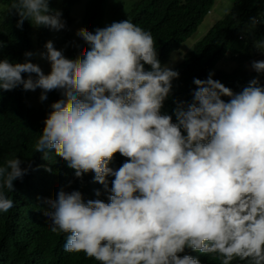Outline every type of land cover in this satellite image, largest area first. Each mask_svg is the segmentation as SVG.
Masks as SVG:
<instances>
[{
    "label": "clouds",
    "instance_id": "9594fccd",
    "mask_svg": "<svg viewBox=\"0 0 264 264\" xmlns=\"http://www.w3.org/2000/svg\"><path fill=\"white\" fill-rule=\"evenodd\" d=\"M13 7L17 28L25 20L54 32L66 28L50 0H18ZM262 22L250 18L252 26ZM77 36L88 50L75 60L52 40L44 51H25L24 62L0 60V89L22 86L35 95L39 88L41 101L53 90L62 97L50 105L35 152L50 163L55 155L81 182L93 174L102 186L87 200L67 190L73 181L56 198L51 190L55 199L45 201L42 213L53 232L67 234L64 250L101 264H201L181 256L186 249L219 254L221 264H264V60L251 62L257 75L239 92L213 79L214 72L193 78L192 100L177 99L168 114L162 109L180 75L172 65L185 58L182 48L162 63L152 34L129 20ZM36 56L40 65L32 62ZM116 153L127 158L119 167ZM22 164L17 157L0 167V212L15 206L3 189L14 192L13 182L31 167ZM57 259L20 254L4 264Z\"/></svg>",
    "mask_w": 264,
    "mask_h": 264
},
{
    "label": "trees",
    "instance_id": "16d2710c",
    "mask_svg": "<svg viewBox=\"0 0 264 264\" xmlns=\"http://www.w3.org/2000/svg\"><path fill=\"white\" fill-rule=\"evenodd\" d=\"M79 1L50 0L51 7L60 9L66 21V28L56 33L60 45L67 48H64L65 56L73 60L88 50V46L77 36L78 18L72 14L74 5ZM107 2L108 0L87 1L80 21V32L103 27ZM214 2L215 0H138L127 11L122 10L121 4L113 5L116 9L111 15L115 20L118 18L117 22L129 20L150 32L158 49V58L162 63H167L171 53L180 49L197 31ZM17 3L18 0H0V44H3L0 47V60L7 58L11 62H24L25 51L35 52L33 36L39 38V44H44L54 32L46 27L36 28L28 20L24 21L22 29L17 28L16 21L19 17L13 7ZM106 15H109L108 11ZM251 17L264 21V0H234L230 11L211 26L185 54L184 59L172 66L180 75L173 81V94L166 100L163 112L172 114L177 99L189 102L192 100V92L196 88L193 78L206 79L209 72H214L213 79H218L233 91L239 92L257 75L250 65L255 57L264 54V48L257 49V45L264 43V22L252 26ZM75 40L76 43L72 46ZM78 45H83V48ZM22 76L27 78L26 73H22ZM261 81L264 82V77H261ZM30 92L31 90H23L22 86L10 91L0 89V167H5L9 160L17 157L25 160L22 167L31 164L23 179L13 182L14 192L3 189L15 206L7 213L0 212V264L8 259H18L20 254L44 259L57 257L59 264H101L83 252H66L64 245L67 234L53 232L51 222L42 213L45 201L55 199L60 188L69 181L73 183L67 190H80L85 200L96 198L92 189L99 183L93 182V174L85 175L81 182L74 177V170L65 162L63 166L55 155L50 156V163L40 158L41 153L35 152V144L44 128V119L51 111L50 105L62 97L58 91L53 90L47 93L46 101L39 102L36 95ZM126 159L116 153L115 166H121ZM49 166L53 169L51 173L45 170ZM53 188H56L55 198L50 196ZM97 188L102 186L95 189ZM184 254L198 257L201 264H221L222 260L219 254L204 255L191 249H186L180 255ZM233 264L246 262L237 259Z\"/></svg>",
    "mask_w": 264,
    "mask_h": 264
},
{
    "label": "rangeland",
    "instance_id": "374dc122",
    "mask_svg": "<svg viewBox=\"0 0 264 264\" xmlns=\"http://www.w3.org/2000/svg\"><path fill=\"white\" fill-rule=\"evenodd\" d=\"M54 1H56V0H54ZM87 1L88 0H80L78 3H76L74 5L73 10H72V14L74 16H77V18H78V21H77L78 27H76V28L78 29L79 32H80V27H81L80 26L81 17L85 13V5H86ZM136 1H138V0H108L107 4L105 5L104 17L105 16L106 17L104 18L103 27L111 24L114 21H116V22L118 21V18H116V20H115L114 17L111 15L113 13V10L116 9V8L112 7L113 5L117 6L118 4H121L122 10L127 11L129 9V7ZM233 4H234V0H215L214 5H213L210 13L205 17V19L202 21V23H200L197 31L181 45L180 49L182 48L185 53L189 52L190 49L193 47V45L195 43H197V41H199L205 35V33L211 28V26H213L214 23H216L219 19L224 17L230 11ZM107 11L109 13L108 16L106 15ZM116 13H118V10H116ZM48 40H52L54 42V47H56L57 49H63L65 52L63 45H60V43H59L58 35L56 32H52V36L48 37L47 41ZM33 43L35 45V52L45 50L44 49L45 43L39 44L35 35L33 36ZM170 59H171V57H170ZM170 59H169V61H170ZM253 60H264V54H262L261 56L255 57ZM42 61H43V59L39 58L38 56L33 57V60H32V62L38 63V64ZM178 61H176L173 65H175ZM41 68L43 71L47 69V67H44V66H41ZM41 91L42 90L39 88L36 89L35 91H33V94L36 95V98L39 100V102H41V100H40Z\"/></svg>",
    "mask_w": 264,
    "mask_h": 264
},
{
    "label": "bare ground",
    "instance_id": "6f19581e",
    "mask_svg": "<svg viewBox=\"0 0 264 264\" xmlns=\"http://www.w3.org/2000/svg\"><path fill=\"white\" fill-rule=\"evenodd\" d=\"M53 179V178H52ZM55 182V181H54ZM64 253V252H63ZM66 255V254H65ZM64 257V256H63ZM63 257H62V259H63ZM50 262V261H49ZM51 264H53V263H51Z\"/></svg>",
    "mask_w": 264,
    "mask_h": 264
}]
</instances>
